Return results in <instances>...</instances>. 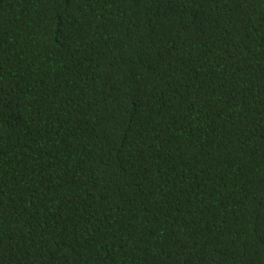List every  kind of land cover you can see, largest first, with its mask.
I'll return each instance as SVG.
<instances>
[{"label": "trees", "instance_id": "16d2710c", "mask_svg": "<svg viewBox=\"0 0 264 264\" xmlns=\"http://www.w3.org/2000/svg\"><path fill=\"white\" fill-rule=\"evenodd\" d=\"M0 264H264V0H0Z\"/></svg>", "mask_w": 264, "mask_h": 264}]
</instances>
